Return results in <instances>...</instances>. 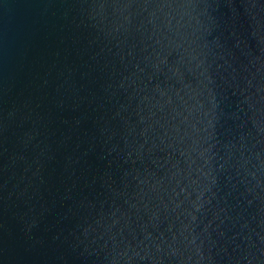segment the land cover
Segmentation results:
<instances>
[{"label": "water", "instance_id": "water-1", "mask_svg": "<svg viewBox=\"0 0 264 264\" xmlns=\"http://www.w3.org/2000/svg\"><path fill=\"white\" fill-rule=\"evenodd\" d=\"M0 264H264V0H0Z\"/></svg>", "mask_w": 264, "mask_h": 264}]
</instances>
